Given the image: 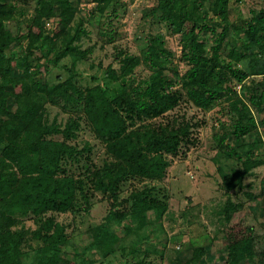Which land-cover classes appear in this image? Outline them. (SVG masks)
Listing matches in <instances>:
<instances>
[{"label": "trees", "instance_id": "obj_1", "mask_svg": "<svg viewBox=\"0 0 264 264\" xmlns=\"http://www.w3.org/2000/svg\"><path fill=\"white\" fill-rule=\"evenodd\" d=\"M28 1H0V264H96L117 250L125 264H152L143 239L126 238L168 212L167 194L152 182L164 180L174 158L200 140L194 116L169 112L182 103L204 111L228 103L230 121L220 122L214 138L242 161L234 169L240 185L264 163L254 154L260 137L243 149L248 134L258 132V115L264 120V7L233 18V0H155L147 13L178 36L180 54L162 31L146 36L141 54L120 48L104 67L120 82L112 94L96 75L85 82L77 68L94 50L81 44L89 34L84 0H30L33 14L22 30L18 17ZM87 2L94 3L89 16L100 14V21L112 4L109 21L117 16L120 5ZM47 20L60 24L55 34ZM141 64L150 73L137 78ZM57 67L66 74L52 78ZM220 171L225 185L233 183ZM98 193L109 200L107 214L85 230L89 239L72 236L73 221L64 215L90 213ZM245 204L229 196L224 207L225 258L264 264V228L244 223ZM206 252L196 245L190 258L173 261L194 264Z\"/></svg>", "mask_w": 264, "mask_h": 264}, {"label": "rangeland", "instance_id": "obj_2", "mask_svg": "<svg viewBox=\"0 0 264 264\" xmlns=\"http://www.w3.org/2000/svg\"><path fill=\"white\" fill-rule=\"evenodd\" d=\"M119 1L117 16L113 13L109 21L108 13L113 8L112 4L108 7L109 12L104 14L108 20L103 18L100 21V14L89 16L88 12L94 3L84 0L82 14L89 19L87 25L89 34L83 37L81 44L83 47L94 45V50L88 60L77 62V68L85 82H92L91 76L96 75L98 81L110 87L112 94L120 87V82L105 76L104 67L120 48L141 54L146 45V36L161 31L165 33L169 47L175 49L178 55L181 48L178 36L171 33L164 22H156L147 13L155 4V0ZM233 1L234 4L231 5L233 18L243 13L249 14L251 9L264 7V0ZM28 2V6L18 17L22 30L25 28L26 20L33 14L32 7H29L30 0ZM46 24L52 34H55V29L60 27V24L53 20H47ZM110 37L113 41H110ZM64 62L70 63V60L67 58ZM175 62L183 69L184 64L179 62L178 58H175ZM15 71L18 73V69ZM52 72V78L58 73L63 76L66 74L63 67L54 68ZM149 73V69L143 64L135 69L137 78L146 77ZM227 105L228 103L216 105L213 109L204 111L192 104L182 103L168 114L169 117L183 114L188 117L194 116L195 131L200 140L186 156L174 158L164 180L152 182L159 188L160 196L167 194L168 212L161 220L154 219L146 225L142 232L133 233L126 238V242L131 244L136 238L141 237L143 247L147 246L151 249L152 264H175L173 260L178 257L187 260L196 245H206L207 252L202 260L194 264H228L225 258L227 248L221 231L227 224L224 207L229 196L238 203H246L242 210L245 224H252L258 229L264 228V163L247 174L242 181V187L238 174L234 172L236 167L241 166L242 161L238 156H230L220 150L214 138V134L220 130V122L230 121ZM55 109H52V113ZM261 117L258 115V132L253 130L248 134V142L243 149L249 150L251 142L260 137L262 141L254 148V154H259L258 156L264 159V120ZM220 168L223 173L232 175L233 183L224 184ZM129 187L130 182H127L124 185V195ZM246 192L253 193L257 197L250 198ZM109 206V200L98 193L93 199L90 213L83 212L74 218L71 214H65L66 220L73 221V226L71 224L70 227L71 235L82 234L85 239H89L85 230L99 223L107 214ZM239 216L237 214L233 219ZM25 221L29 226L34 225L31 220ZM66 256L72 257L73 254L68 253ZM94 256L100 257V253L95 252ZM100 260L103 264H125V255L121 250H117L109 257ZM99 261L96 264H99Z\"/></svg>", "mask_w": 264, "mask_h": 264}]
</instances>
